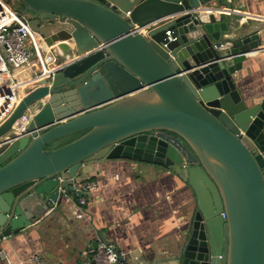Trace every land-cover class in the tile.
I'll return each instance as SVG.
<instances>
[{
	"label": "water",
	"instance_id": "obj_1",
	"mask_svg": "<svg viewBox=\"0 0 264 264\" xmlns=\"http://www.w3.org/2000/svg\"><path fill=\"white\" fill-rule=\"evenodd\" d=\"M6 1L61 68L34 69L0 125V247L83 197L85 166L124 160L196 196L175 264H264V98L239 86L263 42L237 0Z\"/></svg>",
	"mask_w": 264,
	"mask_h": 264
},
{
	"label": "crops",
	"instance_id": "obj_2",
	"mask_svg": "<svg viewBox=\"0 0 264 264\" xmlns=\"http://www.w3.org/2000/svg\"><path fill=\"white\" fill-rule=\"evenodd\" d=\"M235 7L244 17L242 23L263 42L247 55L239 86L264 98V0H237ZM31 69H37L34 59L15 77L26 81ZM81 173L77 177L82 182L74 184L77 191L83 183L95 184L82 193L83 208L79 198L70 195L60 212H50L25 233L1 242L0 250L19 264L35 253H41L46 264H86L90 251L102 242L127 254L133 264H175V251L197 210L188 183L163 167L124 160L89 164ZM0 264L5 263L0 259Z\"/></svg>",
	"mask_w": 264,
	"mask_h": 264
},
{
	"label": "built area",
	"instance_id": "obj_3",
	"mask_svg": "<svg viewBox=\"0 0 264 264\" xmlns=\"http://www.w3.org/2000/svg\"><path fill=\"white\" fill-rule=\"evenodd\" d=\"M187 13H216L224 12L223 9L213 7L212 4L200 5ZM170 37L171 32H167ZM38 33L33 31L28 21L19 15L13 6L6 0H0V125L5 122L23 98L22 91L29 80L18 81L15 73L30 66L34 59L37 69L42 71L40 77H47L54 74L61 66L51 68L56 58L50 47H47ZM167 46V45H166ZM31 72L34 69L30 70ZM33 115L27 111L20 119L19 124L26 126ZM14 136H19L21 132L13 129ZM16 140V138H15ZM95 188L94 183H83L78 191L87 192ZM81 208L86 205L83 197L78 201ZM225 217V215H222ZM81 218V215L78 216ZM90 259L86 264H115L118 257H125L123 252L117 253L114 247L107 246L102 242L95 250L90 251ZM0 259L5 264H19L9 257L4 250H0ZM26 264H46L41 253L31 255ZM25 264V263H23Z\"/></svg>",
	"mask_w": 264,
	"mask_h": 264
},
{
	"label": "trees",
	"instance_id": "obj_4",
	"mask_svg": "<svg viewBox=\"0 0 264 264\" xmlns=\"http://www.w3.org/2000/svg\"><path fill=\"white\" fill-rule=\"evenodd\" d=\"M79 136H80V135H79ZM75 138H77V137H75ZM75 138H73V139H75ZM73 139H69V140H67V141H64V142H62V143H60V144H57V145H55V146H53V147H51V148L60 147V146H62V145H64V144H67V143L71 142Z\"/></svg>",
	"mask_w": 264,
	"mask_h": 264
},
{
	"label": "rangeland",
	"instance_id": "obj_5",
	"mask_svg": "<svg viewBox=\"0 0 264 264\" xmlns=\"http://www.w3.org/2000/svg\"><path fill=\"white\" fill-rule=\"evenodd\" d=\"M19 13V12H18ZM19 15H21L20 13H19Z\"/></svg>",
	"mask_w": 264,
	"mask_h": 264
}]
</instances>
